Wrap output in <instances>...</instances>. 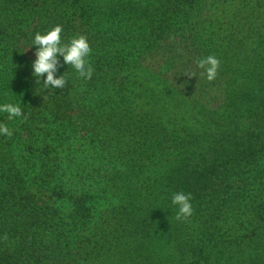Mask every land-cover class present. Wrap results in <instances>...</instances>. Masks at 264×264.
Returning a JSON list of instances; mask_svg holds the SVG:
<instances>
[{"label": "trees", "instance_id": "1", "mask_svg": "<svg viewBox=\"0 0 264 264\" xmlns=\"http://www.w3.org/2000/svg\"><path fill=\"white\" fill-rule=\"evenodd\" d=\"M56 25L92 50L89 80L58 57L63 90L30 74ZM19 101L0 264H264V0H0V102Z\"/></svg>", "mask_w": 264, "mask_h": 264}, {"label": "clouds", "instance_id": "2", "mask_svg": "<svg viewBox=\"0 0 264 264\" xmlns=\"http://www.w3.org/2000/svg\"><path fill=\"white\" fill-rule=\"evenodd\" d=\"M62 31V26L56 25L44 33L36 32L32 37L30 47L35 46V58L30 65V74L34 77L36 84L43 85L46 89L63 90L67 83L65 73L69 66L76 74L77 79L89 80L94 71L89 62L92 50L87 40L83 36H76L67 43H62ZM58 57L62 59L67 70L54 78L58 67ZM219 64L220 61L211 55L196 62L197 68L202 70V74L208 81L216 78ZM0 114H6L8 120L26 118L20 101L0 102ZM11 135L12 132L9 131V128L0 123V136L10 137ZM171 205L176 208L175 219L179 222L187 220L193 214L190 193L183 191L174 193L171 197Z\"/></svg>", "mask_w": 264, "mask_h": 264}]
</instances>
